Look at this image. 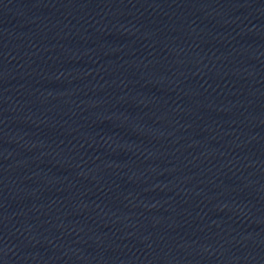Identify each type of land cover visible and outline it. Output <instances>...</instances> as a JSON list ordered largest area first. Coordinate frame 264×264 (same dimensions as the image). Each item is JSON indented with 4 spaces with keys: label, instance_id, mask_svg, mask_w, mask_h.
<instances>
[{
    "label": "water",
    "instance_id": "water-1",
    "mask_svg": "<svg viewBox=\"0 0 264 264\" xmlns=\"http://www.w3.org/2000/svg\"><path fill=\"white\" fill-rule=\"evenodd\" d=\"M0 78L264 211V0H0Z\"/></svg>",
    "mask_w": 264,
    "mask_h": 264
}]
</instances>
